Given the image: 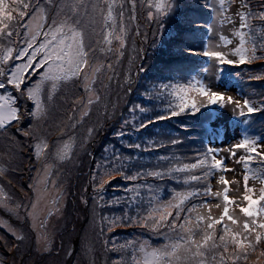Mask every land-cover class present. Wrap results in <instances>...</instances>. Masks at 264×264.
<instances>
[{
    "label": "snow or ice",
    "instance_id": "snow-or-ice-1",
    "mask_svg": "<svg viewBox=\"0 0 264 264\" xmlns=\"http://www.w3.org/2000/svg\"><path fill=\"white\" fill-rule=\"evenodd\" d=\"M138 3L147 8L146 19L157 25L158 31L166 18L183 6V0H0V138L13 146L16 133L28 138L34 157L40 162L29 184L32 196L26 203H17L2 183L11 169L0 155V206L8 207L35 233L33 243L42 254L51 251L49 218L63 211L59 167L72 159L77 143L79 148H85L97 132L96 127L90 126L79 140L73 134L93 105L103 100L100 88H108L103 76L113 65L102 61L109 54L123 56L129 24L137 19ZM234 3L235 0H218L216 4L203 0L205 8L222 16L221 23L234 24L233 16L239 21L231 39L219 36L227 51L211 50L207 44L199 49H178L171 63L155 77L144 79L142 91L144 65L136 67L135 73L129 69L120 85L123 95L136 91L141 99L128 104L132 119L119 120L118 139L136 136L139 140L140 134L152 125L181 116H204L202 109H209L202 124L205 132L219 135L211 123L217 108L230 107L233 118L244 125L250 123L253 114L264 110V102L255 107L247 98L226 95L229 83L224 84L225 91H220L199 76L215 67V78L221 81L226 79L225 65L239 67L264 60V0H239L232 13ZM135 35L142 33L137 29ZM180 35L175 40L179 41ZM185 54L204 58L203 67L187 79L186 70L172 67L173 63H181L180 57ZM137 58L143 60L146 56L137 52ZM248 79L264 80V73ZM65 106L71 114L57 118L55 113ZM109 107L114 116L118 104L105 105L106 112ZM25 120L29 121L27 127H21ZM168 135L167 142L151 137L143 143L130 142L122 146L127 152L113 145L111 155L104 156L100 163L93 161L88 185L83 187L90 200L81 197V202L91 207L101 248L117 253L114 264H251L254 257L255 264H264V187L258 196L256 189L249 187L250 179L264 185V141L246 132L239 142L225 149L208 144L195 153L161 154L157 159L164 162L162 166H134L132 161L139 159L136 151L158 152L160 148L177 149L185 144L183 138ZM52 136L57 139L49 143ZM108 151L105 146L104 152ZM221 151L228 156H220ZM241 151L243 154L237 155ZM5 154L11 159L17 151L12 147ZM229 158L243 168V206L229 196L231 184L239 183L226 178L227 172L236 171L227 167ZM116 175L125 182V193L132 195L106 199L105 193ZM149 177L169 178L185 188L162 201L146 183ZM138 180L145 183L135 184ZM129 183L133 186L128 187ZM213 183L222 185L223 190H214ZM53 192L55 196L51 195ZM221 202L223 210L219 217L214 216L212 210L220 208ZM230 206L238 207L243 222L231 214ZM113 208L119 214L103 211ZM4 226L17 242L11 248L18 251L28 236L18 233L6 221L0 223V227ZM135 226L163 236L166 243L161 247L133 240L119 243L115 235H109L118 227ZM87 251L95 254L94 248Z\"/></svg>",
    "mask_w": 264,
    "mask_h": 264
},
{
    "label": "trees",
    "instance_id": "trees-1",
    "mask_svg": "<svg viewBox=\"0 0 264 264\" xmlns=\"http://www.w3.org/2000/svg\"><path fill=\"white\" fill-rule=\"evenodd\" d=\"M238 3L239 0H235V3L231 10L236 9V5ZM146 12L147 8L142 7L141 4L138 3L136 13L137 19L136 21H133L129 24L130 33L127 39V46L124 49V54L119 59L117 66L112 70V82H110L108 85L110 88H107V90H105L104 88H100V95L103 97L102 102L98 105H93L89 116L84 119L82 124L78 127V130L73 133L77 137L83 138L86 135V130L90 123H92V126L97 128L96 134L88 142L85 148H81L79 150V146L76 145L73 147V152L78 151L76 154H73V156H77L75 163H79L82 161L86 166V170L81 169L80 165H77L76 171L71 167L68 168L72 174L69 175V177L73 179L75 178V183L78 180L80 184V187L77 189H69L71 199L74 198L71 209L69 211V224L73 221H80L83 222L81 227L85 228L88 225L90 220L89 215H91V213L89 212L91 211V207L90 205H84L81 202V197L90 200V195L89 193L83 192V187H86L88 185V177L93 168V161L95 160L97 163H100L104 156L111 155L113 145H116L119 150L127 152L128 150L123 148V145H127L128 143L133 141L143 143L144 139L148 137L167 142V140L169 139L168 134H170L172 137L179 136L185 140V144L183 146H178L177 149L160 148L158 152L136 151L135 156L139 159L132 161L134 166L136 168H152L153 166H162L164 164V162L158 161L157 157L159 155H170L171 153L177 151L179 153H195L205 148L209 144V141L213 139L215 135H210L209 133H206L204 128L202 127V124L209 111V109H202V112L205 114L204 116H200L197 118L190 116H181L152 125L144 133L140 134L139 140H137L136 136H125L123 139L117 138L116 133L120 130L121 127L119 124V120L122 118H126L129 120L132 119V114L127 111L128 104L138 103L141 99L140 93L136 91H134L131 95L128 96L123 95L120 85L123 84V78L125 75H127L129 69H131L132 72L135 73L136 67H138L141 63L144 65L146 72L140 81L142 91L143 87L145 86L144 79H151L155 77L159 70L163 69L166 64L171 63L175 59V54L177 53L178 49H182L185 46L199 49L204 47L205 44H208V34L205 30H201L200 36H195L189 29L192 24H199L202 29H206L211 22L212 12L203 6V0H183V6L181 8H178L176 13L166 18L163 27L160 28L159 31L157 30V25L150 24L147 21ZM135 24H137L138 26L136 27ZM224 24L226 25L223 26V30L225 32H228L229 28L227 26V23ZM155 28L156 32L154 33L155 36L153 38V30ZM137 29L142 33V35H144L145 32L149 29L150 38H152L150 40L155 41L156 47H153V42H147V40H145L142 35L136 36L135 30ZM178 34H181L179 41L175 40ZM157 38L158 43L155 40ZM137 52H139L140 56L142 57L146 56V59H138ZM190 57L191 55L185 54L184 56L180 57V59L182 60L181 63L172 64L173 68H181L186 70L184 72V77L188 73L195 71L193 65H195L196 62L192 61ZM102 62L107 63L106 60ZM225 71L226 79L229 81L228 83H233L234 85L238 86V94L242 98V100L247 98L252 101L255 107H261L262 102H264V80L250 81L248 77L250 75H255L258 73H264V60L256 61L252 65H243L239 67H230L225 65ZM104 84L106 85V83ZM110 103L118 104V107L115 109L114 116L112 115L113 110L111 107L107 109V112L105 110V105ZM65 114H71L67 106L59 109V111L55 113L57 118ZM121 114L123 115L121 116ZM76 115L78 116L79 113H77ZM214 120L215 117L211 122L212 124ZM233 120L234 123L230 124V127H232L233 129L234 125L237 126V133L240 135V139L247 132L248 135L259 138L264 141V110L253 114V116L251 117V121L248 125L239 123L234 118ZM28 123L29 121L25 120L21 127L28 125ZM12 131L15 132L14 129ZM15 135H18L22 139L25 138L19 133H16ZM53 139L56 140L57 137ZM53 139L51 137L49 143L53 142ZM5 141L6 140H4V142L0 141V145H3L2 148L4 150V153H7L10 147L6 146L7 142ZM27 144L28 146H30L28 138ZM105 146H107L109 149L108 153L104 152ZM89 152L92 153V155H88ZM12 164H10L9 166H12ZM17 167L18 166H15L13 168ZM143 183H145L144 180H138L135 182V184ZM146 183L151 185L155 194H160L164 200L170 199L174 191H182L185 188L184 185L177 183L169 178H165L163 180H156L149 177ZM68 185L73 186L70 182H68ZM132 186L133 184H128V187ZM124 188L125 182L123 181L122 177L120 175H116L112 179V184L108 186L107 192L105 193L106 199L111 200L115 197L124 198L126 195H132V193H125ZM148 195H152V193H148ZM103 211L105 213L114 212L116 214H119V210L115 208L104 209ZM69 224L67 221H62L61 219L60 221H57L55 223L53 229H68ZM137 229H142V227H118L114 230V233H110L109 235H115L117 242L123 243L124 241L130 240V233L136 231ZM0 235H5L6 240H10L12 244L17 243L15 239L12 238L6 232H4L2 228H0ZM28 236L29 238L28 240H26V245L28 249H30L29 243L30 240L34 238V235L33 237H31V234ZM158 240L159 239H157L155 243H157ZM160 242L165 243L164 239L160 240ZM87 244V242H84L83 244L84 254L86 256L85 259L79 261L80 257L76 258L75 254H72L70 264H114V260L117 256V253L105 252L101 248L97 240L96 249H94L95 254H93L87 251V249L94 247H92L91 245L89 247V245L87 246ZM76 250L78 251V248H76ZM14 251L16 250L12 249L11 246L0 244V261H2L3 264H27L26 261L23 259L27 258L28 254H23V252H19L16 253L15 256H13ZM19 257L21 260H18L16 262L15 259ZM10 258L12 259V261ZM125 259L127 260V254H125ZM39 261V264H49L50 261L52 264H58L60 262V257L51 254L50 251L48 253H43L39 255L35 264H38ZM251 264H255V257L253 258Z\"/></svg>",
    "mask_w": 264,
    "mask_h": 264
},
{
    "label": "rangeland",
    "instance_id": "rangeland-1",
    "mask_svg": "<svg viewBox=\"0 0 264 264\" xmlns=\"http://www.w3.org/2000/svg\"><path fill=\"white\" fill-rule=\"evenodd\" d=\"M211 3H218V0H210ZM236 9L231 10L232 13H234ZM222 17L216 13L212 12V17H211V22L209 26L205 29H202L200 26L195 27V25L190 26V31L195 35V36H200L201 30H205L208 34V46L211 50H228V47L224 45L220 40L219 36L223 35L231 39V33L234 31L235 27L238 26L239 21L233 16L234 24H228L227 26L229 28L228 32H225L223 30V26L226 25L224 23H221ZM226 23V22H225ZM137 27L138 25L135 24ZM154 27V26H153ZM211 29V30H210ZM156 28L153 30V38L155 36ZM147 36V42L151 43L154 41H151L150 39V30L148 29L142 37ZM158 43V38L155 39ZM121 56L118 54L112 55L109 54L108 59L106 60L107 63H111L113 65V68L117 66V63ZM190 59L192 61H195L196 64L193 65L195 71H192L188 73L184 78L187 79L189 75H196V69L203 67L204 65V58L191 55ZM107 70L106 73L103 76V81L106 83L108 86L112 80H108V77L112 76V70ZM200 78L202 79H207L208 82L212 84L213 88H216L220 91H225L224 89V84L228 83L229 81L227 79L217 81L215 78V67L212 68L211 72L208 74H205L203 72L199 73ZM109 81V82H106ZM108 88H110L108 86ZM226 95L232 96L236 99H241L242 98L238 94V86L234 85L233 83L229 84V90L226 91ZM214 107V106H212ZM215 120L212 124L214 129L219 130V135H214L213 139L209 141V144H211L213 147H216L218 149H225L233 144L237 143L240 141V135L237 133V126L234 125V128L230 127V124L234 123L233 120V115L231 112L230 107L225 108L223 110L216 109L215 111ZM92 126V123L88 125V127ZM23 127H27L23 126ZM84 132V131H83ZM56 136H52V139L55 138ZM78 140L80 137H77ZM7 142L6 146L7 147H15L17 151V155L14 158H9V155L4 153V150L2 148L3 145H0V155L3 156V162L5 164H12L10 167V171L8 174V177L2 181L3 185L5 186L6 190L8 193L14 197L15 202L17 203H26L28 198L32 196V190L29 188V184L32 182L31 178L34 175V168L39 166V161H37L34 157L33 150L31 146H28L27 144V138L25 137L24 139L20 138L18 135H16V144L10 145L8 143V140L5 138H0L1 142ZM29 140V139H28ZM53 141H55L53 139ZM20 145H23L21 148ZM78 146V143H77ZM80 150L81 148L78 147ZM78 151L73 152V154H76ZM243 154L242 151L238 152L237 155ZM220 156H228V153L226 151H221ZM77 156H73V159L70 161L65 162L62 166L59 167V175L61 179L63 180V203L61 205L63 211L60 215H54L53 217L49 218V241H48V246L51 250V254L56 255L57 257H60V262L58 264H70V259L71 255L75 254V257L78 258L80 257L81 261L82 259H85V254H84V242H87V246L90 245L96 249V243H97V235H96V224L92 222V211H89L91 215H89V223L88 225L83 228L81 227L83 222L80 221H73L69 224V211L72 206V202L74 198L71 199V196L69 194V189H77L80 187L79 181L77 180L75 183V178H70L69 175L71 174V171L68 169L71 167L72 169H77V165H80L81 169L86 170L85 164L81 161L79 163H75ZM227 167L228 168H233L235 169V173L233 172H227L226 173V178L229 181L236 180L239 183H233L230 186V191H229V196L235 200L238 201V203L243 206V201H242V196H243V191H244V186H243V179H242V174H243V168L237 164L233 159L229 158L227 161ZM15 166H18L17 168H13ZM72 183L73 186H69L68 182ZM249 187H253L256 189V195H259V191L261 187H264V185H261L259 181L253 182L251 179L249 181ZM213 188L214 190H223V186L213 183ZM52 196H55L56 193L53 192L51 194ZM157 197L162 200V201H167L164 200L160 194L156 193ZM172 197V196H171ZM71 199V200H70ZM215 203V202H214ZM231 209V214L234 215L237 219L241 220L243 222V216L239 212L238 207L236 206H230ZM223 210V204L221 202V207L220 208H213L212 214L214 216L219 217L220 213ZM22 211V210H21ZM68 217V218H66ZM67 221L68 222V229H53V226L57 221ZM7 222L8 225H11L12 228L16 229L18 233H24L27 236L31 234V237H35V233L31 231V229L28 227V225L22 220L17 219V216L9 211L8 207L0 206V223ZM4 232L9 234L12 238L13 235L10 233L8 228L6 226L0 227ZM80 228V229H78ZM29 238V236H28ZM130 240L139 242V243H146L152 247H161L163 246L164 243L160 242V240L164 239L163 236L157 235L156 233L149 231L148 229L142 228V229H137L134 232H131L129 235ZM158 240L157 243L155 241ZM165 241V240H164ZM34 238L30 240L29 247L28 249L26 245V241L23 245L20 246L19 250L20 251H14L13 256H15L16 253L23 252V254L27 253L28 257L24 258L23 260L26 261L27 264H35L37 262L38 256L41 255L42 253L38 252L37 249L34 246ZM166 243V241H165ZM0 244H4L6 246H12L13 244L10 242V240H6L5 235H0ZM26 245V246H25ZM78 248V251L76 250ZM77 251V252H75ZM101 251V250H100ZM99 251V252H100ZM11 259V258H10ZM16 262L18 260H21L20 257L15 259ZM12 261V259H11ZM52 261V260H51ZM50 261L49 264H52ZM78 261V262H79ZM40 261L38 262V264ZM42 264V263H41ZM54 264V263H53ZM75 264V263H74Z\"/></svg>",
    "mask_w": 264,
    "mask_h": 264
}]
</instances>
